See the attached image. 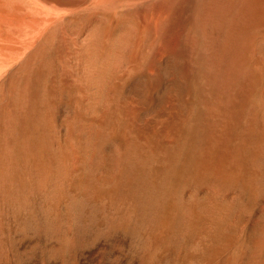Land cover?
<instances>
[{
	"label": "bare ground",
	"instance_id": "bare-ground-1",
	"mask_svg": "<svg viewBox=\"0 0 264 264\" xmlns=\"http://www.w3.org/2000/svg\"><path fill=\"white\" fill-rule=\"evenodd\" d=\"M37 1L57 15L47 16L34 46L18 60L0 62V196L8 184L21 182L24 163L41 168L47 161L59 111L66 112L69 137H87L90 153L97 143H108L117 160L124 151L140 152L141 137L150 141L152 132H163L179 141L173 150L179 152L176 184L190 174L193 183L183 188L209 200L220 229L210 255L230 246L237 226L254 216L252 264H264V206L258 204L264 200V0ZM86 110L97 113L88 129L73 122L85 120ZM158 114L165 115L160 122ZM6 204L24 208L21 201L0 198V218ZM169 204L165 222L174 212ZM113 208L127 213L109 216L112 228L131 233L132 208ZM189 214L194 222L201 218L194 205ZM25 228L20 224L17 232ZM12 233H6L7 244L0 239V252L25 263L28 253ZM55 242L52 257L75 246L65 234ZM155 254L149 238L144 264Z\"/></svg>",
	"mask_w": 264,
	"mask_h": 264
},
{
	"label": "water",
	"instance_id": "water-1",
	"mask_svg": "<svg viewBox=\"0 0 264 264\" xmlns=\"http://www.w3.org/2000/svg\"><path fill=\"white\" fill-rule=\"evenodd\" d=\"M66 124V114L61 121L56 120L50 153L41 168L24 163L21 182L8 184L0 196L2 201L24 203L22 210L13 204L4 205L0 219L9 231L17 232L23 224L24 236L40 240V246L28 250H38L37 260L45 256L48 261L54 258L60 264H68L72 254L98 238L109 241L106 254L109 258L103 261L105 264L110 260L132 263L139 257L140 243L144 252L149 238L153 249L157 242L163 241L168 255L175 258L211 256L208 251L220 229L205 193L199 195L189 188L180 193L169 187L168 165L157 164V155L147 149L124 151L117 160L112 148L99 142L90 153L87 137H69ZM155 163L160 170L152 173L150 166ZM184 183L192 184L193 176L188 174ZM168 200L173 203L174 212L165 222ZM95 201L108 204L99 209L89 208ZM72 202L84 206L76 210ZM118 204L133 210L136 225L129 234L115 231L111 226L109 216L115 211L117 217H125L127 213L125 208H113ZM192 205L201 210V218L195 222L189 214ZM61 234L72 238L75 246L68 254L52 257L57 249L55 240ZM124 237L131 238L132 244L120 246Z\"/></svg>",
	"mask_w": 264,
	"mask_h": 264
},
{
	"label": "rangeland",
	"instance_id": "rangeland-1",
	"mask_svg": "<svg viewBox=\"0 0 264 264\" xmlns=\"http://www.w3.org/2000/svg\"><path fill=\"white\" fill-rule=\"evenodd\" d=\"M56 15L57 13H55L54 10L52 11V9L49 6L42 4L38 2L37 0H0V58L2 57L0 59V62L18 60L24 54V51L26 50L28 51L31 48V45L34 46L35 41L42 33V30L44 29V26L46 25V23L51 19V17H55ZM152 99L153 101L155 100L154 103H152V105L154 106V109L152 110L153 107L151 105L150 108H148V111L152 110L156 114L159 112V110H157L158 104L156 103L158 102V100H156L158 99V97L153 95ZM143 111L145 110H142L141 112ZM65 113H66L65 111H59L55 120H57L58 122L61 121ZM96 117H97L96 112H94L93 110H86L85 120L77 122L73 117L72 118L74 120L73 122L78 124L80 128L85 127L88 129L90 122L96 120ZM144 117H146V113L143 112V114L140 115V118L143 119ZM164 118H165L164 114H158L156 118V122H160ZM170 124L171 122H169V129H171ZM158 134L161 137L157 136V132L155 131L152 132L150 141L147 138L141 137L139 143H141L140 145L142 146L145 145L144 147H146V149H147V146L149 145L148 146L149 152H151L152 150L156 148V150L152 151V153L156 154L158 157V161H156V163L157 164L165 163L169 166L168 168V182L170 181L169 187L173 188L174 186V188L178 189L177 190L178 192L183 193L184 182H182L181 178L179 179V183L176 184V181H175V177L177 175L176 174L177 164H178L177 162L179 161V152L177 155H175L174 152L177 153V151L180 149L179 141L177 139L171 140L166 137L165 138L162 137L163 132H158ZM151 142H153L155 145L152 144ZM104 144L106 146L108 145V143H104ZM151 145L154 147L155 146L157 147L154 148ZM142 146L141 148L145 150V148ZM174 158H178V159H175L177 161H174ZM170 160H173V161L170 162ZM156 163L154 164V166L153 165L152 167L150 166V172L151 171H153V173L159 172L160 169ZM170 203L172 202L170 201ZM258 204H260L261 206H264V200H261L260 202H258ZM172 206H173V203L169 204V213L171 212L170 209L172 208ZM255 218L256 217L252 216L250 219H247V220L244 219L246 222L243 220L240 223L239 227L237 226V229H235L234 231V233L236 234L234 235L235 236L234 242L230 246L221 250V252H219L218 254L216 253V255L205 256V257L195 258V259H190V260H184L183 258H175L173 255H168L167 247H164L166 246L165 243L163 241H159L154 245V251L156 250L155 251L156 254L155 256L151 258L149 264H208V263L209 264H218V263L219 264H227V263L232 264L233 261H234L233 264H241V263L242 264H252L254 254L253 252H251V250L253 251V248L255 246V242H256L255 237L257 236V230H258V224H256ZM0 224H2L1 230L3 231V232L0 231L1 232L0 239H2V242L4 244H7L8 238L6 236V233H9V228H7L4 223H0ZM10 232H12V230ZM23 233L24 231L22 229H19L17 233L16 231L15 232L13 231L12 233V234L17 235L16 242L19 244V246L23 248V251L26 252V254L28 253L29 259L27 260V262L20 263V264H60V262L57 259L48 261L47 257L45 256H41L40 259L38 260L37 258H34L32 256V252L34 250L31 252L28 250H30V248H33L36 245H39L40 240L35 239V238L29 239L26 236H24ZM239 234H240V237H238ZM238 238L241 240L239 241ZM122 241L123 242H121L120 246L127 247L132 244L133 240L131 238L124 237ZM108 243L109 241H105L104 239H99L98 242L94 241L89 244H86L85 246L81 248L80 251H77L74 254H72L71 260L68 264H97V263L108 260L109 257H107L106 255L110 249L108 246ZM239 245H242V246L239 247ZM243 246L244 248H242ZM139 251H140L139 257H137L132 263H128V264H144L143 262L144 260H142L143 253H144L142 243H140ZM7 253H8L7 251L6 253L4 251H2V253L0 252V264H18V262H15L14 259L10 256V254L9 253L7 254ZM1 254L2 255L4 254V255L2 256ZM238 258H239V261H238ZM235 260H237L238 262ZM108 264H127V263L125 261L121 262V261L110 260Z\"/></svg>",
	"mask_w": 264,
	"mask_h": 264
}]
</instances>
